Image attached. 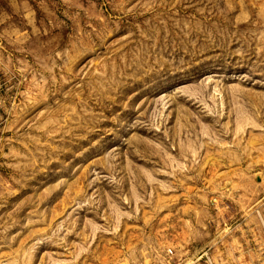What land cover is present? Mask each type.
<instances>
[{
	"label": "rangeland",
	"instance_id": "rangeland-1",
	"mask_svg": "<svg viewBox=\"0 0 264 264\" xmlns=\"http://www.w3.org/2000/svg\"><path fill=\"white\" fill-rule=\"evenodd\" d=\"M0 264H264V0H0Z\"/></svg>",
	"mask_w": 264,
	"mask_h": 264
}]
</instances>
